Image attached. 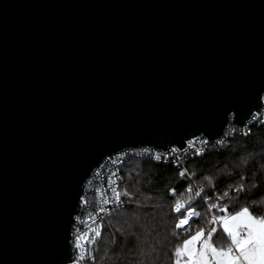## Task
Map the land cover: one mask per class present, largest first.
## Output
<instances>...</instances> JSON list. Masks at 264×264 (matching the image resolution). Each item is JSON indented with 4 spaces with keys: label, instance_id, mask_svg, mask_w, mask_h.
Instances as JSON below:
<instances>
[{
    "label": "water",
    "instance_id": "obj_1",
    "mask_svg": "<svg viewBox=\"0 0 264 264\" xmlns=\"http://www.w3.org/2000/svg\"><path fill=\"white\" fill-rule=\"evenodd\" d=\"M263 104L264 0H0V264L70 261L102 156Z\"/></svg>",
    "mask_w": 264,
    "mask_h": 264
},
{
    "label": "trees",
    "instance_id": "obj_2",
    "mask_svg": "<svg viewBox=\"0 0 264 264\" xmlns=\"http://www.w3.org/2000/svg\"><path fill=\"white\" fill-rule=\"evenodd\" d=\"M231 122L229 117L227 123ZM187 168L192 182L202 187L203 196L227 209V214L247 207L253 216L264 217V123L253 125L244 136L232 135L223 147L207 148L190 158ZM188 183L170 162L126 161L119 184L123 205L110 212L109 227L88 264H175L176 249L183 248L184 240L197 230L207 232L215 227L222 232L202 198L185 192ZM177 199L191 201L190 206L199 213L183 229L175 227L181 216L173 209ZM211 243L227 248L230 241L224 233ZM179 259L186 264L185 256Z\"/></svg>",
    "mask_w": 264,
    "mask_h": 264
},
{
    "label": "built area",
    "instance_id": "obj_3",
    "mask_svg": "<svg viewBox=\"0 0 264 264\" xmlns=\"http://www.w3.org/2000/svg\"><path fill=\"white\" fill-rule=\"evenodd\" d=\"M260 123H264V104L251 112L242 124L226 123L222 133L213 138L203 134H196L188 138L183 146L169 145L165 148L146 144L125 146L102 156L91 168L81 184L80 194L70 226V261L66 264H88V258L95 253L104 229L109 227L108 216L110 212L121 208L123 205L119 188L121 167L129 159H149L170 162L175 165L179 172H184L185 177L189 180L185 187V192L187 194L200 192V197L207 210L211 213L212 218H217V222L220 223L219 213L221 208L217 203L210 201L208 196H203L202 187L192 182L191 174L187 168V161L190 158L201 155L209 147L219 148L225 146L232 135L240 134L244 136L248 134L253 125ZM157 156L160 159H156ZM189 188L191 189L190 192L188 191ZM113 189H115V192ZM116 193H119V201ZM178 202L185 208L189 206L187 201L177 199L174 203L175 213H178L175 211V206ZM210 205L213 207H210ZM190 207L193 208L192 206ZM185 215H187V212H185ZM182 218L181 216L177 223ZM185 227L187 225L178 229ZM78 242L80 244L79 248L77 247ZM81 255H83V259L77 260Z\"/></svg>",
    "mask_w": 264,
    "mask_h": 264
},
{
    "label": "snow or ice",
    "instance_id": "obj_4",
    "mask_svg": "<svg viewBox=\"0 0 264 264\" xmlns=\"http://www.w3.org/2000/svg\"><path fill=\"white\" fill-rule=\"evenodd\" d=\"M156 159H160V157L157 156ZM180 176L184 177L185 173L181 172ZM113 191L115 192V189ZM188 191L190 192L191 189L189 188ZM116 195L119 201V193ZM196 195L200 196L201 193L197 192ZM190 205L191 201L186 208L179 202L176 204L175 211L183 217L175 225L176 228L188 225L193 215H199ZM210 207L213 206L210 205ZM226 210L225 208L220 209V211ZM213 222H217V218L214 217ZM219 222L223 225L222 232L215 227L210 228L207 232L201 229L197 230L189 239H185L183 248L176 249L175 264H180L179 257L185 255L188 257L186 264H264V217L253 216L245 207L230 217H219ZM224 233L227 234L230 244L227 248L215 247L211 241ZM194 245H199V247H193ZM77 247H80L79 242ZM80 259H83V255L77 258V260Z\"/></svg>",
    "mask_w": 264,
    "mask_h": 264
},
{
    "label": "crops",
    "instance_id": "obj_5",
    "mask_svg": "<svg viewBox=\"0 0 264 264\" xmlns=\"http://www.w3.org/2000/svg\"><path fill=\"white\" fill-rule=\"evenodd\" d=\"M236 213H234V214H227L225 211H222V214L220 215V217L221 216H225V217H230V216H232V215H235ZM220 226H221V228H222V230H223V225H222V223L220 222ZM243 234V233H242ZM194 235V234H193ZM225 235H227L226 233H225ZM193 247H199V245H194ZM185 257H186V259H188V257L185 255Z\"/></svg>",
    "mask_w": 264,
    "mask_h": 264
},
{
    "label": "rangeland",
    "instance_id": "obj_6",
    "mask_svg": "<svg viewBox=\"0 0 264 264\" xmlns=\"http://www.w3.org/2000/svg\"><path fill=\"white\" fill-rule=\"evenodd\" d=\"M173 209H174V206H173ZM180 217H181V216H180ZM180 217H179V219H180ZM179 219H178V220H179Z\"/></svg>",
    "mask_w": 264,
    "mask_h": 264
}]
</instances>
